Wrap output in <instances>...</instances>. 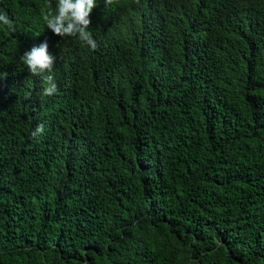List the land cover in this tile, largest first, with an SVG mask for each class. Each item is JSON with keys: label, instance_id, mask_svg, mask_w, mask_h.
<instances>
[{"label": "trees", "instance_id": "trees-1", "mask_svg": "<svg viewBox=\"0 0 264 264\" xmlns=\"http://www.w3.org/2000/svg\"><path fill=\"white\" fill-rule=\"evenodd\" d=\"M56 3L0 0V264H264V0Z\"/></svg>", "mask_w": 264, "mask_h": 264}, {"label": "clouds", "instance_id": "clouds-1", "mask_svg": "<svg viewBox=\"0 0 264 264\" xmlns=\"http://www.w3.org/2000/svg\"><path fill=\"white\" fill-rule=\"evenodd\" d=\"M105 6L110 7L114 0H104ZM138 2V0H137ZM96 7V0H57L55 10L47 6L42 13V19L47 29L61 38H78L82 45L89 47L92 51L97 50L98 45L89 31L91 24L90 16ZM0 25L7 26L10 31H15L13 21L6 14L0 12ZM20 63L23 64L33 76L42 78V95L52 97L57 93L58 87L52 75L56 58L49 53L48 44L45 41L38 47H33L20 57ZM6 73L0 76L6 77ZM44 126L38 125L31 136L36 138L42 135Z\"/></svg>", "mask_w": 264, "mask_h": 264}]
</instances>
